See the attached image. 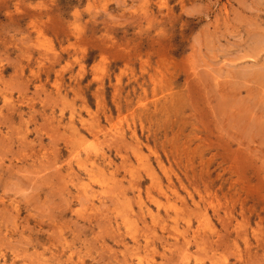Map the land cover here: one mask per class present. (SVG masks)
I'll return each mask as SVG.
<instances>
[{"label":"rangeland","instance_id":"1","mask_svg":"<svg viewBox=\"0 0 264 264\" xmlns=\"http://www.w3.org/2000/svg\"><path fill=\"white\" fill-rule=\"evenodd\" d=\"M0 264H264V0H0Z\"/></svg>","mask_w":264,"mask_h":264},{"label":"bare ground","instance_id":"2","mask_svg":"<svg viewBox=\"0 0 264 264\" xmlns=\"http://www.w3.org/2000/svg\"><path fill=\"white\" fill-rule=\"evenodd\" d=\"M177 222V221H176ZM173 228V227H172ZM137 255V254H136Z\"/></svg>","mask_w":264,"mask_h":264}]
</instances>
